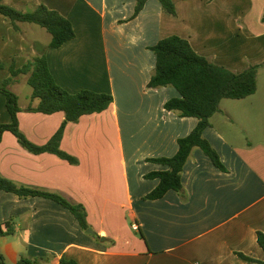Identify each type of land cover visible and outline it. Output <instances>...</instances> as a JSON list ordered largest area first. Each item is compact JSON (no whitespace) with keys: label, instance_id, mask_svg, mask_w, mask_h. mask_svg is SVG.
Wrapping results in <instances>:
<instances>
[{"label":"crops","instance_id":"crops-1","mask_svg":"<svg viewBox=\"0 0 264 264\" xmlns=\"http://www.w3.org/2000/svg\"><path fill=\"white\" fill-rule=\"evenodd\" d=\"M137 1L2 2L23 12L42 4L71 23L75 38L50 48L51 36L38 26L22 23L15 30L0 15V86L12 65L18 69L37 57L46 60L64 91L113 98L106 111L65 126L60 150L76 165L53 154H31L10 133L2 135L0 175L82 205L93 231H83L54 201L0 190V223H11L14 231L0 237L6 264H16L21 256L40 264H58L61 258L78 264H251L235 253L264 262L256 240L257 232L264 233V0H171L174 17L158 0H146L133 17ZM171 36L234 73L258 66L257 89L243 100H222L203 131L226 172L195 148L181 174L183 195L169 191L146 201L158 180L144 176L166 170L147 160L173 157L177 141L197 125L194 118L164 109L179 97L174 88H147L155 67L149 48ZM21 82L27 84V76L13 78L7 87L18 99L19 130L43 146L64 114L28 111L38 101L30 91L27 105L19 103ZM9 123L0 94V124Z\"/></svg>","mask_w":264,"mask_h":264},{"label":"trees","instance_id":"trees-1","mask_svg":"<svg viewBox=\"0 0 264 264\" xmlns=\"http://www.w3.org/2000/svg\"><path fill=\"white\" fill-rule=\"evenodd\" d=\"M146 0H138L133 17L143 8ZM0 0V15L7 18L13 28L18 30V24H31L44 29L50 36V48H60L75 38L71 23L58 12L49 10L40 4L30 12H23L4 5ZM165 14L174 17L175 7L171 0H158ZM155 57L154 73L147 88H174L179 97L167 101L164 109L175 112L180 118H194L197 125L184 138L177 141L178 149L171 158L149 159L148 162L166 167V170L152 172L144 176L147 180H158L157 186L144 197L146 201L161 199L167 192L173 191L183 195L181 174L193 149L197 148L209 158L215 168L226 172L219 155L210 143L203 137V131L210 127V119L220 111L222 100H243L256 92L258 66H251L241 73H234L229 69L212 63L197 55L190 44L178 37L171 36L160 40L149 48ZM14 64V63H13ZM27 76V85L31 89V99L37 100L35 108L29 107L30 112L43 115L63 113L64 121L53 137L43 146H36L29 142L19 130L18 114L21 112L17 96L7 87L13 78ZM0 94L5 98V106L10 116L9 124H0V142L4 133L14 136L19 145L31 154H53L72 165L77 160L60 150V141L65 126L76 123L81 117L106 111L113 102L112 96L91 91H81L70 94L58 87L44 58L34 57L22 67L10 68V77L0 86ZM0 190L16 195L19 198L42 197L56 202L68 210L76 219L80 228L86 231L90 228L87 223L85 208L73 204L57 194H51L36 189L17 186L0 175ZM11 223H0V237L13 235ZM258 246L264 251V233L257 232ZM239 259L251 264L264 262L235 253ZM42 260H30L21 256L16 264H40ZM0 264H6L0 253ZM58 264H78L76 261L61 258Z\"/></svg>","mask_w":264,"mask_h":264},{"label":"rangeland","instance_id":"rangeland-1","mask_svg":"<svg viewBox=\"0 0 264 264\" xmlns=\"http://www.w3.org/2000/svg\"><path fill=\"white\" fill-rule=\"evenodd\" d=\"M38 29L41 30L46 36L49 37V34L45 30H43V29H41L39 27H38ZM17 91L19 93L18 94V96H19V103L21 105H27V103H28L27 100L29 98V92L31 91L30 87L26 83L21 82V84L19 85ZM139 238H141V237L139 236Z\"/></svg>","mask_w":264,"mask_h":264},{"label":"built area","instance_id":"built-area-1","mask_svg":"<svg viewBox=\"0 0 264 264\" xmlns=\"http://www.w3.org/2000/svg\"><path fill=\"white\" fill-rule=\"evenodd\" d=\"M132 229H133L134 231H137V230H138V227H137V225H135V224H132Z\"/></svg>","mask_w":264,"mask_h":264},{"label":"water","instance_id":"water-1","mask_svg":"<svg viewBox=\"0 0 264 264\" xmlns=\"http://www.w3.org/2000/svg\"><path fill=\"white\" fill-rule=\"evenodd\" d=\"M86 232H87L88 234H93V231H92L91 229H88Z\"/></svg>","mask_w":264,"mask_h":264}]
</instances>
